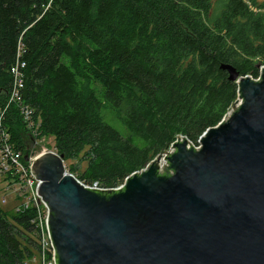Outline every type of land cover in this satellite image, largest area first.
<instances>
[{
    "label": "trees",
    "instance_id": "trees-1",
    "mask_svg": "<svg viewBox=\"0 0 264 264\" xmlns=\"http://www.w3.org/2000/svg\"><path fill=\"white\" fill-rule=\"evenodd\" d=\"M222 64L259 76L264 0H0V131L24 162L53 137L79 180L115 188L223 119L239 85ZM17 65L22 102L10 100ZM21 200L0 205V264L40 250Z\"/></svg>",
    "mask_w": 264,
    "mask_h": 264
},
{
    "label": "water",
    "instance_id": "water-1",
    "mask_svg": "<svg viewBox=\"0 0 264 264\" xmlns=\"http://www.w3.org/2000/svg\"><path fill=\"white\" fill-rule=\"evenodd\" d=\"M221 68L242 105L201 149L180 136L119 189L86 187L54 150L37 156L57 264H264V68L260 81Z\"/></svg>",
    "mask_w": 264,
    "mask_h": 264
},
{
    "label": "built area",
    "instance_id": "built-area-1",
    "mask_svg": "<svg viewBox=\"0 0 264 264\" xmlns=\"http://www.w3.org/2000/svg\"><path fill=\"white\" fill-rule=\"evenodd\" d=\"M264 68V64L259 66V76L253 78L255 81L261 80L262 71ZM13 73L16 75V88L11 96L12 100H21V96L19 95V90L23 88V80L21 73L19 71V65L12 68ZM22 102V100H21ZM243 103L242 99H238L235 105L229 108L228 112L225 114L222 120L227 119L231 116ZM24 119L29 123L30 126H33L32 120V111L29 107L25 106L23 108ZM221 120V121H222ZM1 129V123H0ZM0 172L4 175H11V180L14 181V185L18 187V197H21V206L24 208H28L30 206L36 207V216L33 220V223L36 225L39 233V245L40 250L38 255L33 259H38L40 264H57L56 261V250L51 238L49 225H48V217H49V209L47 204L44 202L42 197L39 194V187L41 185V179L38 175L34 172L32 165L37 158V156L42 153L46 152L47 150H43L42 152L36 153L34 155H29L26 157V161H22L20 153H16L13 151L11 144L9 142V134L0 131ZM188 147H193L196 150L201 149L202 143L200 138L198 139L197 143L190 142ZM56 151V150H54ZM142 170V169H141ZM140 171V170H139ZM81 181V180H80ZM12 183V184H13ZM86 187L92 189H104L98 185L97 182L93 184H87L81 181ZM124 183L115 187L113 189H119L123 187ZM9 200L6 196L1 198L2 203H7ZM19 210V209H18Z\"/></svg>",
    "mask_w": 264,
    "mask_h": 264
},
{
    "label": "rangeland",
    "instance_id": "rangeland-1",
    "mask_svg": "<svg viewBox=\"0 0 264 264\" xmlns=\"http://www.w3.org/2000/svg\"><path fill=\"white\" fill-rule=\"evenodd\" d=\"M252 78H254V77H252ZM44 149L47 151L55 150V141H54L53 137H46L43 141H37L36 143H34V145L32 146V148L30 150V154H31V152H35L37 155L38 153L42 152ZM78 162H79V160H70V161L65 162V164H66V167L68 169L70 164L76 163V165H77ZM85 167H86V162L83 161L81 163V170L85 169ZM17 195H18V187H16V185H14V183L13 184L9 183L7 180H2V181L0 180V205L2 207L9 208V207L13 206L17 201ZM3 196H6L8 198L9 202L7 204L1 203V198ZM36 256H34V257H36ZM33 258L30 260H27V262L25 264H40V261L38 259H33Z\"/></svg>",
    "mask_w": 264,
    "mask_h": 264
}]
</instances>
